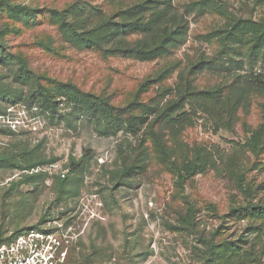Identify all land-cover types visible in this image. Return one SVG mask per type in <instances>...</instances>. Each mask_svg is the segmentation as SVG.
Here are the masks:
<instances>
[{"label":"rangeland","instance_id":"1","mask_svg":"<svg viewBox=\"0 0 264 264\" xmlns=\"http://www.w3.org/2000/svg\"><path fill=\"white\" fill-rule=\"evenodd\" d=\"M0 37L17 92L0 95V244L36 230L57 264H264V0H0Z\"/></svg>","mask_w":264,"mask_h":264},{"label":"trees","instance_id":"2","mask_svg":"<svg viewBox=\"0 0 264 264\" xmlns=\"http://www.w3.org/2000/svg\"><path fill=\"white\" fill-rule=\"evenodd\" d=\"M13 9L18 10L19 8H18V6H14ZM66 26L67 25H63V28H65ZM70 27H71L70 30L72 31L71 39H73L76 42L82 43L84 45H90V43H92L93 41L100 40L101 37H104L102 35H105L104 33H105V29H106L105 25H101V26L94 28L92 30H88L85 32H79V31L75 30L72 26H70ZM123 28H124V25L120 26V29H123ZM101 29H102V31H101ZM0 39H1V37H0ZM163 42H167V40H164ZM0 46H2L1 40H0ZM141 52H142V54H144L146 56H152L158 52V49L157 48H150L147 50H143ZM0 56L4 57V53L2 52L0 54ZM6 58L10 59V57H6ZM12 59L19 66V69L21 71L28 73L29 70H28L24 60L22 59V57L12 55ZM16 94H17V92H16ZM16 94H15V92L11 93V92H8L7 90H4L3 88L0 87V95L5 96V98H14L16 96ZM41 95L43 97H45L44 96L45 94L43 93V91L31 92L30 99L31 98L34 99L35 103H38V106L41 108L44 107L46 103H48V106L51 108L53 107V110H54L55 105H57V103L51 104V101L49 100V98L45 97L46 99H43L42 97H39ZM101 101L99 102V104L101 103ZM102 104L103 105H102L101 109L102 110L106 109V105H107L106 102L103 101ZM83 111L91 114V111L88 109H85ZM51 163H53V162H49V161H45V160L39 161V162H27L24 165L18 166V169H20L22 171L25 170V171L31 172V173L25 174V176H24V178L29 179L28 181H31L32 179H34V178L45 173L44 170H38L39 167L46 165V164H51ZM83 163H84L83 160L76 161V159L74 157H71L70 162L66 165V167L69 168V170L72 173H77L78 171H80ZM196 167H197L196 163H194V161H193V162L184 164L181 168H179L178 169V175H179L180 183L184 184L186 182V180L192 175V173L194 172ZM35 170H37V171H35ZM66 180L67 179L60 178V183L63 184V183H65Z\"/></svg>","mask_w":264,"mask_h":264},{"label":"built area","instance_id":"3","mask_svg":"<svg viewBox=\"0 0 264 264\" xmlns=\"http://www.w3.org/2000/svg\"><path fill=\"white\" fill-rule=\"evenodd\" d=\"M44 239V233L30 230L0 244V264H57L58 258L43 252Z\"/></svg>","mask_w":264,"mask_h":264}]
</instances>
